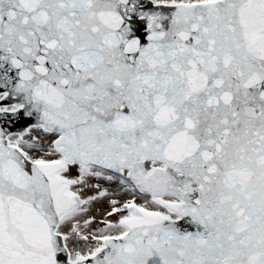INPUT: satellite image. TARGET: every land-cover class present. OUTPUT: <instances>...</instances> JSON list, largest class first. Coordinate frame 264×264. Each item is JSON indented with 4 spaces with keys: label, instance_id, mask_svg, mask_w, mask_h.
Here are the masks:
<instances>
[{
    "label": "snow or ice",
    "instance_id": "obj_1",
    "mask_svg": "<svg viewBox=\"0 0 264 264\" xmlns=\"http://www.w3.org/2000/svg\"><path fill=\"white\" fill-rule=\"evenodd\" d=\"M0 264H264V0H0Z\"/></svg>",
    "mask_w": 264,
    "mask_h": 264
}]
</instances>
